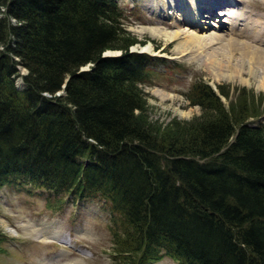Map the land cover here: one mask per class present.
Returning a JSON list of instances; mask_svg holds the SVG:
<instances>
[{
	"label": "trees",
	"instance_id": "obj_1",
	"mask_svg": "<svg viewBox=\"0 0 264 264\" xmlns=\"http://www.w3.org/2000/svg\"><path fill=\"white\" fill-rule=\"evenodd\" d=\"M124 16L117 0H0V186L108 201L121 261L264 264V95L225 107L195 81L201 117L152 121L142 85L160 59L130 51L144 41Z\"/></svg>",
	"mask_w": 264,
	"mask_h": 264
},
{
	"label": "rangeland",
	"instance_id": "obj_2",
	"mask_svg": "<svg viewBox=\"0 0 264 264\" xmlns=\"http://www.w3.org/2000/svg\"><path fill=\"white\" fill-rule=\"evenodd\" d=\"M117 1L124 10L126 29L144 43L151 42L155 53H148L162 59L153 63L150 69L155 70V74L151 75L149 83L142 85L147 115L152 121L166 125L173 120L188 122L201 117L204 110L192 104L187 96L195 81H203L212 88L227 87L228 97H222L225 107L236 101L243 89L254 99L264 95V61H251L241 48L230 46V41L237 39L254 47L258 45L238 37L239 30L230 29V25L219 28L222 21L229 20L220 15L221 11L231 10L236 5H223L219 14L216 10L214 14L222 19L202 11V17L208 16L209 23L216 26L208 23L205 29H199V22L190 26L196 22L192 17L178 22L172 14L167 17L152 10L150 0ZM227 6L232 8H225ZM239 10L244 12L243 18L264 25V0H244ZM143 27L159 28L169 35L179 34L164 40L162 35L153 36L141 31ZM211 34L220 36V40L213 44L209 38ZM190 35L206 39L201 44L192 43ZM184 43H187L186 50L181 51L179 45ZM133 47L140 51L141 44L138 48ZM260 48L264 49V43ZM19 69V75L27 73L24 67ZM250 108L254 110L255 107L250 104ZM259 112L262 113L258 118L250 120L264 123L263 109ZM119 219V214L112 212L109 202L104 199L79 201L67 191L54 194L49 188L21 183L18 179L3 184L0 186V264H135L129 258L121 261L122 254L113 236V232L124 235ZM147 264L182 263H174L172 256L163 254Z\"/></svg>",
	"mask_w": 264,
	"mask_h": 264
},
{
	"label": "bare ground",
	"instance_id": "obj_3",
	"mask_svg": "<svg viewBox=\"0 0 264 264\" xmlns=\"http://www.w3.org/2000/svg\"><path fill=\"white\" fill-rule=\"evenodd\" d=\"M150 1L152 2V8H151L152 10L158 11L162 13L163 15H166L167 17H170V15L172 14L173 16L171 17L176 18V20L179 19L178 22L187 21L189 17L194 18V20L192 21H196V22L192 23V25L190 26H193V24H196L199 22L198 23L199 29L200 28L205 29L206 28L205 25L209 23L208 16L202 17L201 15L202 11L209 13V14H214V10H215L214 7L216 5L217 7H219L220 5H222V3H225V2L231 5L236 4L238 7L232 8L231 6L230 7L232 8L231 10L221 11L220 15L226 18L228 17L227 19L229 20L224 19L225 21L224 22L222 21L220 23L221 25H219V28H223L224 25H226L225 23L229 24L231 27L232 26L235 27L236 25H239L241 21H244L240 24L241 28L239 29V36H242L245 39L255 41V43L258 46L254 47L247 42H241V41H238L237 39H232L230 41V44H231L230 46H232L233 48H236V47L241 48L242 51L245 52L248 57H250L251 61L252 60H254L255 62L264 61V49L260 48V45L264 43V25H260L258 22H251L248 17L243 18L244 12H240L242 9L239 10V5L241 3H244V0H184L183 1L184 3L182 1L178 2V0H150ZM243 10H244V7H243ZM209 24L210 26L212 25V27L216 26V24H211V23ZM141 31H147L153 36L162 35V37H164V40H170L171 38L179 34V33H175V34L169 35L166 32L161 31L159 28H147V27H143ZM187 31H190V30L187 29ZM209 38L212 43L216 42V40H220V36L215 35V34H211ZM190 39L192 43L197 42L201 44L202 41H205L204 39L206 38L199 37L196 35H190ZM187 43L179 45V48L181 49V51L186 50ZM140 49H142L143 51L147 53L148 52L155 53L151 42H147L141 45ZM115 52H118V51H107L106 53L112 54ZM20 82H21L20 78H17V83L20 84Z\"/></svg>",
	"mask_w": 264,
	"mask_h": 264
},
{
	"label": "water",
	"instance_id": "obj_4",
	"mask_svg": "<svg viewBox=\"0 0 264 264\" xmlns=\"http://www.w3.org/2000/svg\"><path fill=\"white\" fill-rule=\"evenodd\" d=\"M105 55H106V54H105ZM82 70H83V68H82ZM22 84H23V81L21 80L20 84L17 83V86H18V87H21ZM63 86H64V85H63ZM62 92H63V90L60 91V92H58L57 94H61Z\"/></svg>",
	"mask_w": 264,
	"mask_h": 264
}]
</instances>
